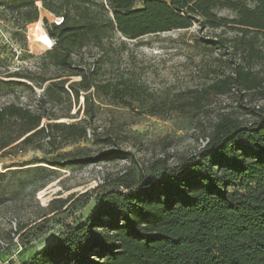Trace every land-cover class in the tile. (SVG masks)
Instances as JSON below:
<instances>
[{
  "label": "trees",
  "instance_id": "obj_1",
  "mask_svg": "<svg viewBox=\"0 0 264 264\" xmlns=\"http://www.w3.org/2000/svg\"><path fill=\"white\" fill-rule=\"evenodd\" d=\"M0 6V13L18 28L36 21L39 8L61 18L47 27L54 44L42 59L67 77L78 76L67 86L75 100L85 92L86 115L93 111V96L152 116L186 113L189 105L198 109L211 91L224 93L237 86L264 97V77L241 63L207 87L156 94L130 75L98 79L94 67L73 59L89 45L102 48L114 32L132 40L194 23L199 29L233 27L240 33L235 49L241 45L247 59L261 57L255 37L264 34V0H143L139 7L135 0H0ZM222 8L234 16L218 15ZM204 42L227 48L228 39ZM68 81L44 87L43 104L68 95ZM244 96L239 94L241 102ZM243 108L250 119H240L233 111L219 114L205 145L173 164L157 159L146 173L130 167L107 175L97 186L93 212L83 222L66 225L60 237L21 264H264V108ZM57 119L54 113L14 103L0 106V150L15 142L40 148L42 143L34 140L41 135L53 145L86 135L82 122ZM114 154L73 153L49 162L75 165L113 159Z\"/></svg>",
  "mask_w": 264,
  "mask_h": 264
},
{
  "label": "rangeland",
  "instance_id": "obj_2",
  "mask_svg": "<svg viewBox=\"0 0 264 264\" xmlns=\"http://www.w3.org/2000/svg\"><path fill=\"white\" fill-rule=\"evenodd\" d=\"M142 1L135 0V6H141ZM217 14L234 16L226 8ZM57 20L39 8L36 21L18 28L0 13V106L14 103L46 115L54 113L56 121H80L87 126L86 135L75 142H57L54 147L41 135L34 140L42 143L40 148L15 142L0 150V264L23 261L60 237L66 225L83 222L96 208L97 186L107 175L121 174L130 167L146 173L157 159L173 164L205 145V135L219 114L233 111L247 120L251 117L243 107H264V97L258 91L237 86L224 93L211 91L198 109L189 105L186 113L171 111L156 116L138 114L135 109L93 96L89 100L93 111L86 115L85 92L75 100L67 86L78 76L67 77L42 59L54 44L47 27ZM218 36L228 39L227 48L204 42ZM239 38L233 27L199 29L196 23L132 40L114 32L102 48L89 45L73 59L76 64L94 67L98 79L130 75L156 94H173L207 87L230 74L238 63L264 77V34L255 37L262 56L251 59L241 45L235 49ZM66 78L69 81L64 89L69 94L61 93L57 101L43 104L44 87ZM241 93H245L242 102ZM109 151L115 152L113 159L64 166L49 162L56 156L64 160L73 153L94 157Z\"/></svg>",
  "mask_w": 264,
  "mask_h": 264
},
{
  "label": "built area",
  "instance_id": "obj_3",
  "mask_svg": "<svg viewBox=\"0 0 264 264\" xmlns=\"http://www.w3.org/2000/svg\"><path fill=\"white\" fill-rule=\"evenodd\" d=\"M56 18H59V20L55 21V23H59L61 18L60 17H56ZM256 108H259L258 105H256ZM264 108V107H263ZM96 168L100 171L101 170V167L100 166H96Z\"/></svg>",
  "mask_w": 264,
  "mask_h": 264
},
{
  "label": "crops",
  "instance_id": "obj_4",
  "mask_svg": "<svg viewBox=\"0 0 264 264\" xmlns=\"http://www.w3.org/2000/svg\"><path fill=\"white\" fill-rule=\"evenodd\" d=\"M36 252H37V251H36ZM36 252H34V254H35ZM34 254H32V256H33ZM32 256H29L28 258L24 259V260L21 261V262H17L16 264H21L22 262L26 261L27 259H29V258L32 257ZM2 264H3V263H2Z\"/></svg>",
  "mask_w": 264,
  "mask_h": 264
},
{
  "label": "bare ground",
  "instance_id": "obj_5",
  "mask_svg": "<svg viewBox=\"0 0 264 264\" xmlns=\"http://www.w3.org/2000/svg\"><path fill=\"white\" fill-rule=\"evenodd\" d=\"M36 250V249H35ZM32 253V252H31ZM31 253H30V255H31ZM34 254V253H33ZM32 256V255H31Z\"/></svg>",
  "mask_w": 264,
  "mask_h": 264
}]
</instances>
